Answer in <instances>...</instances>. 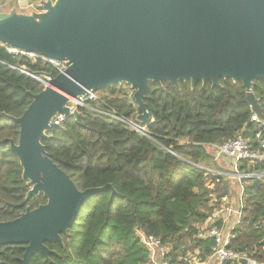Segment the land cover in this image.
Listing matches in <instances>:
<instances>
[{
	"label": "trees",
	"instance_id": "16d2710c",
	"mask_svg": "<svg viewBox=\"0 0 264 264\" xmlns=\"http://www.w3.org/2000/svg\"><path fill=\"white\" fill-rule=\"evenodd\" d=\"M41 72L57 75L40 61L10 54L0 43V221L14 220L28 207L47 202L43 195L26 199L30 188L11 147L20 136V126L11 117L20 118L32 95L43 90L33 76ZM220 84L200 81L192 88L186 81L180 82L179 90L169 82L163 83V89L150 82L145 102L151 121L143 125L146 135L95 111L115 112L137 122L140 111L127 84L98 91L100 101L91 102L78 118L68 117L63 128L48 133L43 141L47 155L79 190L111 184L116 192L91 197L73 228L62 236L64 246L47 243L57 255L47 261L37 253L31 264H153L138 231L169 246V264H187L184 256L197 248L201 259L210 255L214 241L198 238L199 230L221 199L237 191L236 180L208 171L219 169L211 146L243 134L253 149L261 150L246 88L230 79H221ZM252 91L264 113V81H255ZM263 168L258 162L256 170ZM262 221L264 183H250L243 219L233 232L230 248L259 263L264 262ZM23 254L15 245H0V264H22Z\"/></svg>",
	"mask_w": 264,
	"mask_h": 264
},
{
	"label": "water",
	"instance_id": "95a60500",
	"mask_svg": "<svg viewBox=\"0 0 264 264\" xmlns=\"http://www.w3.org/2000/svg\"><path fill=\"white\" fill-rule=\"evenodd\" d=\"M36 9L15 6L0 11V43L5 47L65 61L64 73L41 72L46 85L20 118L19 142L11 143L30 188L26 199L43 195L47 202L28 207L18 218L0 221V245L24 251L22 264L40 253L47 261L64 246L81 207L91 197L112 191L111 184L81 191L69 174L47 155L43 141L61 129L58 115L78 118L71 99L115 84L134 90L140 114L151 121L145 98L150 82L192 88L208 80L242 82L252 112L264 120L254 93L264 81V0H35ZM71 105V106H70ZM261 181L255 183L261 185Z\"/></svg>",
	"mask_w": 264,
	"mask_h": 264
},
{
	"label": "built area",
	"instance_id": "2783aa9c",
	"mask_svg": "<svg viewBox=\"0 0 264 264\" xmlns=\"http://www.w3.org/2000/svg\"><path fill=\"white\" fill-rule=\"evenodd\" d=\"M6 49L12 55H22L29 58L32 62L40 61L42 65L52 67L57 75L64 73L68 68L65 61L40 57L34 53L9 47H6ZM21 70L26 72L24 69ZM41 83L43 86L46 85L45 81ZM130 95H134V90L131 89ZM95 101H100V96H98L97 92H87L77 99H71L74 109L79 112L82 108H89V104ZM95 111L127 123L134 130L146 135V128L133 120H125L115 112L109 113L99 110ZM66 119V116L58 115L54 119V122L63 128ZM251 122L258 126L255 132V137L261 150L253 149L250 140L243 134H240L234 139L221 145L214 144L211 146L213 149V160L219 164V169H208V171L210 174L218 175L225 179L232 178L233 180H236L237 191H235L234 194L225 196L221 199L212 218H210L199 230L198 238L211 239L214 241V245L210 250V255L205 259H201L199 255L200 250L197 248V251L187 252L184 256V260L187 264H214V262L215 264H234L237 262H245V264H264V262L259 263L254 258L243 255L237 250L230 248L233 232L243 219L244 195L246 188L250 183H256L257 181H261L262 184L264 183V168L262 170H256L258 162L264 164V120L260 119L255 113H253ZM236 194H238V196L234 197ZM235 202L237 203L236 206H234V204H236ZM218 214L219 218H215ZM232 218L234 219L232 226H230L229 229H226L225 225ZM262 223L264 225V221H262ZM138 233L141 236L143 244L150 252L152 263L169 264L166 260L170 251L169 246L164 244L160 238L154 235H147L141 231H138Z\"/></svg>",
	"mask_w": 264,
	"mask_h": 264
},
{
	"label": "rangeland",
	"instance_id": "374dc122",
	"mask_svg": "<svg viewBox=\"0 0 264 264\" xmlns=\"http://www.w3.org/2000/svg\"><path fill=\"white\" fill-rule=\"evenodd\" d=\"M0 3H8V1L0 0ZM35 4H36L35 0H22L20 1L19 5L17 4L16 1L13 2V6L14 5L17 6L19 11L26 12V13H30V11L35 10L36 9ZM7 8H8V5H7ZM129 93H131V88H130ZM98 96H102L101 93H98ZM211 151L213 152L212 147H211Z\"/></svg>",
	"mask_w": 264,
	"mask_h": 264
},
{
	"label": "crops",
	"instance_id": "0c3cea01",
	"mask_svg": "<svg viewBox=\"0 0 264 264\" xmlns=\"http://www.w3.org/2000/svg\"><path fill=\"white\" fill-rule=\"evenodd\" d=\"M6 1H8V3H0V11H8V10H10L13 7H15V5L13 6V2L14 1H16L17 4L19 5L20 1H22V0H6ZM7 5H8V8H7ZM236 196H238V194H236L234 197H236ZM236 205H237V203L234 204V206H236ZM215 218H219V214L217 216H215ZM233 222H234L233 218L231 220H229L228 223L225 225L226 229H229L230 226H232ZM214 264H215V262H214Z\"/></svg>",
	"mask_w": 264,
	"mask_h": 264
}]
</instances>
